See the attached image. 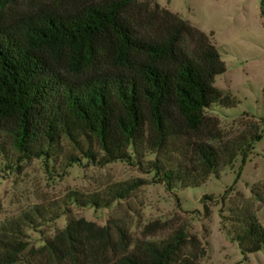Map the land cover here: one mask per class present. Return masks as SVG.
<instances>
[{
  "label": "trees",
  "instance_id": "obj_1",
  "mask_svg": "<svg viewBox=\"0 0 264 264\" xmlns=\"http://www.w3.org/2000/svg\"><path fill=\"white\" fill-rule=\"evenodd\" d=\"M62 54L78 71L110 59L116 67L72 78L53 61ZM225 70L210 36L157 2L77 0L65 9L40 7L17 21L0 22V130L10 132L27 157L53 159L62 140L103 165L133 159L140 165L145 153H155L146 172L154 171L153 182L173 193L218 177L264 137V116L226 137L219 119L206 114L236 103L214 85ZM82 139L94 141L102 156ZM77 162L71 155L67 165ZM145 183H119L109 196L126 197ZM262 187L251 191L264 203ZM69 197L80 205L109 203L96 193ZM225 217L228 236L244 257L264 248V226L253 212ZM8 224L0 229V264H16L27 247L11 236L17 232ZM71 229L66 230L72 239ZM181 239L113 264H174Z\"/></svg>",
  "mask_w": 264,
  "mask_h": 264
},
{
  "label": "rangeland",
  "instance_id": "obj_2",
  "mask_svg": "<svg viewBox=\"0 0 264 264\" xmlns=\"http://www.w3.org/2000/svg\"><path fill=\"white\" fill-rule=\"evenodd\" d=\"M157 2L210 36L226 70L214 85L230 94L234 106L215 107L206 114L219 119L226 137L260 123L264 116V4L262 0H140ZM77 0H0V22L17 21L40 7L69 8ZM54 63L72 78H82L106 67L95 62L78 71L66 54ZM98 157L94 141L82 139ZM71 155L80 162L67 165ZM142 163L117 160L94 163L68 141L56 146L53 159L27 157L14 146L10 132L0 130V229L14 224L16 236L27 247L16 264H113L136 254L147 255L181 237L174 264H264V248L244 257L228 236L231 224L224 216L253 212L264 226V203L251 189L263 183L264 137L254 141L243 161L237 156L219 176L211 175L199 186L166 190L153 182L154 171ZM136 179L146 181L123 198L109 196L112 187ZM98 194L109 203L80 205L69 194ZM204 196L208 198L204 199ZM26 217V219H24ZM8 224V225H7ZM68 225L74 237L67 234ZM8 227H6L7 229Z\"/></svg>",
  "mask_w": 264,
  "mask_h": 264
}]
</instances>
